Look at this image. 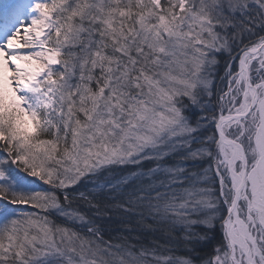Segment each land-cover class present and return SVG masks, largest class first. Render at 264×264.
I'll list each match as a JSON object with an SVG mask.
<instances>
[{
  "label": "snow or ice",
  "instance_id": "6c2138e0",
  "mask_svg": "<svg viewBox=\"0 0 264 264\" xmlns=\"http://www.w3.org/2000/svg\"><path fill=\"white\" fill-rule=\"evenodd\" d=\"M204 248L264 264V0H0V264Z\"/></svg>",
  "mask_w": 264,
  "mask_h": 264
},
{
  "label": "trees",
  "instance_id": "16d2710c",
  "mask_svg": "<svg viewBox=\"0 0 264 264\" xmlns=\"http://www.w3.org/2000/svg\"><path fill=\"white\" fill-rule=\"evenodd\" d=\"M116 227H119L118 225H113L112 228L110 229V231H113L114 232V229ZM186 249L184 248H178V249H175L174 250V255H177V256H181V255H185L186 253ZM211 252V248H204L202 251H199L197 253H194L193 254V257L196 261V264H201V258L203 259H206L207 258V255Z\"/></svg>",
  "mask_w": 264,
  "mask_h": 264
}]
</instances>
